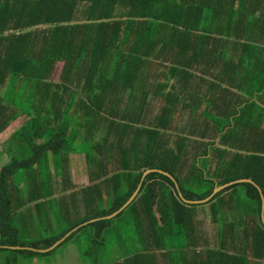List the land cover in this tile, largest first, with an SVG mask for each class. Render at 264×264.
I'll return each instance as SVG.
<instances>
[{
	"label": "crops",
	"instance_id": "crops-1",
	"mask_svg": "<svg viewBox=\"0 0 264 264\" xmlns=\"http://www.w3.org/2000/svg\"><path fill=\"white\" fill-rule=\"evenodd\" d=\"M239 6L238 1L230 6L234 20L230 19L231 35L226 41L201 38L178 50H163L161 58L151 61L130 59L124 67L118 57L107 58L103 52L91 58L87 51L93 48L78 40L71 50L68 44L62 47L52 42L49 75L38 78L37 68L31 78V64L23 70L27 76L0 75V168L13 157L27 155L32 135H40L34 139L36 145L47 140L40 133L43 124L52 131L66 130V140L59 143L69 149L49 150L45 153V167L39 152L41 164L22 170L23 181L17 184L16 191L24 204L18 208L14 224L21 225L17 227L19 238L31 245H4L21 249H3L22 251L15 253L19 256L13 259L16 264H20L19 258L26 260L24 264H45L44 258L60 247L74 255L67 264H89V244L81 247L79 241L80 236L87 237L84 233L76 234L67 244L64 241L77 228L106 219L112 224L100 228L95 235L104 246L108 236L117 237L115 247H108L110 258L106 264H128L137 255L153 258L154 264H264V225L260 218L257 221L252 201L239 197L238 188L235 196L229 190L217 201L198 204L194 217L196 248L134 249L132 245L139 243V223L147 230L145 217L138 220L116 215L94 218L72 228L51 251L32 250L51 247L59 240L46 246L53 236L77 219L86 218L87 209L97 210L99 204L105 207L119 172L141 169L145 154L152 159L155 153L175 145L185 147L175 172L182 183L188 184L196 175L219 186L229 177L233 165L237 172H247V168L241 171L244 166L253 167L250 165L254 163L248 162L250 155L260 157L254 180L264 183V169L259 168V164L264 165V131L249 132L254 126L264 130V0H259L258 9L253 11L252 23L248 16L240 18ZM247 7L245 4L246 11ZM47 27L38 25L26 31H34L35 36L36 30ZM10 33L5 31L3 36ZM38 45L34 41L23 50L25 61H43V50L39 51ZM0 48L6 56L8 42H0ZM0 58L4 62L11 60ZM130 116L135 121L129 120ZM23 128L31 132L30 139L21 135ZM158 142L160 149L154 151ZM99 145H103L101 149ZM50 162L57 165L50 166ZM113 163L115 166L110 168ZM245 179L259 189L260 214V188L255 181ZM211 206L219 212L214 214ZM57 214L61 219L55 217ZM130 220L135 224L134 236L127 233ZM123 237L126 240L119 243ZM103 252L104 249L100 253Z\"/></svg>",
	"mask_w": 264,
	"mask_h": 264
},
{
	"label": "trees",
	"instance_id": "trees-1",
	"mask_svg": "<svg viewBox=\"0 0 264 264\" xmlns=\"http://www.w3.org/2000/svg\"><path fill=\"white\" fill-rule=\"evenodd\" d=\"M235 1L240 2L238 7L242 13L240 18L248 16L252 23L253 11L258 9L259 0H0V42L3 40L8 42L6 56L2 55L3 52L0 48V57L4 60L11 59L4 62L0 58V75L11 73L16 77L27 76L28 74L23 70L25 65L29 67V64L32 67L31 78L37 68L40 71L38 78L49 75L52 67V51L50 50L52 42L56 43L55 46L60 43L62 47L68 44L69 50H71L75 46V41L78 40L86 47L90 45L93 48V50L87 51L91 58L99 57L103 52L107 58L118 57L124 67V62H129L130 59L138 58L139 61H151L161 58L163 50L165 52H171L173 49L178 50L192 42H198L201 38L211 40L213 37L218 42L226 41L230 39L231 35L230 19L234 20V16H230V6H233ZM245 4L248 5V11L245 10ZM38 25L49 27L36 30L35 36L32 34L34 31H26L27 28ZM94 28H97L98 31L88 30ZM5 31H12V33L5 37L3 36ZM199 34H203V37ZM248 38L250 37L248 36ZM34 41L39 44V51L43 50V61L33 60L32 63H29L25 61L22 52L28 46L34 45ZM96 61L97 59L94 62ZM261 88H257V90L261 91ZM128 119L135 121L131 116ZM66 125L64 123L63 126L66 127ZM48 128V124L42 125L40 133L47 136V140L38 145L35 144L34 139L39 138L40 135H32L30 139L31 132L27 128L21 129V135L25 139L26 137L30 139V145L26 147L27 155L20 159L13 157L0 168V245L2 246L31 245L19 238L18 228L14 224V218L18 216L17 210L24 204L19 191H16L18 183L12 180L18 170H27L35 164H41L40 160L42 159L45 167V153L49 150L53 152H60L62 149L69 150L66 144L59 143L62 140L64 142V131L66 134V130L52 131ZM249 129V132L255 134L264 131L258 129L257 126ZM255 138L257 141L259 140L258 137L255 136ZM54 142L58 144H54ZM158 143L154 151L160 149L161 142ZM99 146L101 149L103 145ZM184 148V145L181 144L167 150L163 149L158 155L155 153L152 159H148L145 154V161H141V169L133 168L131 172L115 175L116 185L113 186V190L107 198V205L103 207L99 204L97 210L87 209L88 216L86 218L79 221L77 219L71 223L68 228L53 236L54 238L46 246L58 240L72 228L83 225L88 220L111 215L118 210L136 190L141 182L142 173L148 169H159L173 176L177 181L179 191L187 200L197 201L207 198L214 188L213 180L195 175L187 184L182 183L175 174L179 167L178 157L185 152ZM39 152L43 155L42 159ZM258 159L260 157L250 155L248 162L249 165L254 163L250 165L253 167L244 166L241 168V171L247 168V172H237L234 170L236 165H233L229 177L220 181L218 185L250 178L257 183L264 199V183L254 180V174L259 172L256 169ZM260 167L264 169V165L259 164ZM237 188H243L247 198L254 204L256 219L259 222L260 197L255 187L248 183L230 186L214 195L208 203L222 198V194L229 190L234 191L232 195L235 196ZM199 206L198 204L183 203L178 196L175 183L170 178L159 173H150L141 182L136 198L117 217L133 218L134 216L138 220H140V216L145 217L148 231L140 227L139 223L136 235L139 238V243L132 245L134 249L169 250L179 247L190 249L196 248L198 244L195 237L194 217ZM211 209L214 214L219 212L216 206H211ZM111 221L106 219L83 225L73 231L64 243L69 242L76 234L82 232L87 236L85 239L89 244L86 252L89 257L88 263L106 264L108 260L105 261V258H110L108 247L110 245L115 247L113 244L117 237L108 236L104 246L103 240L102 243L97 241L95 235L100 228L110 226ZM258 229H260L259 226ZM125 240L123 237L119 243ZM103 249L104 252L100 253ZM0 251L3 249L1 248ZM12 252L15 254L22 251ZM152 259L149 256L137 255L127 263L154 264L151 262Z\"/></svg>",
	"mask_w": 264,
	"mask_h": 264
},
{
	"label": "rangeland",
	"instance_id": "rangeland-1",
	"mask_svg": "<svg viewBox=\"0 0 264 264\" xmlns=\"http://www.w3.org/2000/svg\"><path fill=\"white\" fill-rule=\"evenodd\" d=\"M94 123H95V121H94ZM81 137V136H80ZM130 150V149H129ZM9 162V161H8ZM114 164V163H113ZM57 164L56 163H53V162H50V166H56ZM35 166V165H34ZM115 166V164L114 165H112V166H110V168H113ZM22 170H24V169H20V170H18V173L15 175V180H16V182L18 183V184H20L22 181H23V176H21L22 175V173H23V171ZM120 173V172H119ZM238 195H239V197H241V199L242 200H247V196H246V194H245V192L243 191V190H241V188H238ZM59 212V211H58ZM45 217V216H44ZM55 217H58V218H60L61 219V217L59 216V214H57V216H55ZM41 219H43V217H40ZM135 217L133 216V219H134ZM39 220L40 219H38L37 220V224H36V226L38 225V223H39ZM21 225H18L17 227H20ZM133 227H135V224H134V222H132V220H130V225L128 226V228H127V233H128V235L129 236H134V233H133V231H132V228ZM21 229V228H20ZM133 230H134V228H133ZM23 232H25V231H23ZM22 232V233H23ZM48 236V235H47ZM79 241H80V246L81 247H85L86 245H87V242H86V240H85V238L83 237V236H80L79 237ZM70 242V241H69ZM69 242H67V243H69ZM66 243V244H67ZM69 248V247H68ZM67 248V249H68ZM15 257H19L18 256V254H14L12 251H1L0 252V264H16L14 261H13V259L15 258ZM74 257V255H71V254H66V252H64L63 251V247H60V248H58L55 252H54V254L52 255V256H50V257H48V258H44V263L45 264H67L69 261H71L72 260V258ZM22 258H19L18 260H19V262H20V264H24L25 262H26V260H21ZM21 260V261H20ZM108 260V258H105V261H107Z\"/></svg>",
	"mask_w": 264,
	"mask_h": 264
},
{
	"label": "water",
	"instance_id": "water-1",
	"mask_svg": "<svg viewBox=\"0 0 264 264\" xmlns=\"http://www.w3.org/2000/svg\"><path fill=\"white\" fill-rule=\"evenodd\" d=\"M150 173H159V174H162L168 178H170L172 181H174L173 177L170 176L168 173L164 172V171H161V170H157V169H149L147 171H145L142 175V178H141V182L143 181V179L145 178V176H147L148 174ZM141 182L140 184L138 185L137 189L133 192V194L129 197V199L118 209L116 210L115 212H113L111 215H108L106 217H113V216H116L118 215L120 212H122L136 197V195L138 194V191L140 189V186H141ZM175 182V181H174ZM240 182H248L249 184H252L256 189L257 191L259 192V189L257 188V186H255V184L248 180V179H245V180H238V181H234V182H229L227 184H224V185H221V186H216L213 188L212 190V193L205 199L203 200H197V201H191V200H187L185 199L181 192L179 191L178 189V186L177 184L176 185V189L178 190V196L180 198V200L187 204V205H194V204H202L204 202H207L208 200H210L214 195H216L218 192L222 191L223 189L227 188L228 186L234 184V183H240ZM259 218H260V222L262 225H264V216H263V199L261 198V210H260V214H259ZM64 240V238L62 239H59L57 242H55V244H53L51 247H49L48 249H45V250H36V249H32V250H35V251H38V252H47V251H51L53 250L55 247H57L58 244H60V242H62ZM16 249V250H19L21 249L20 247H6V246H2L0 245V249ZM25 249V248H23Z\"/></svg>",
	"mask_w": 264,
	"mask_h": 264
}]
</instances>
